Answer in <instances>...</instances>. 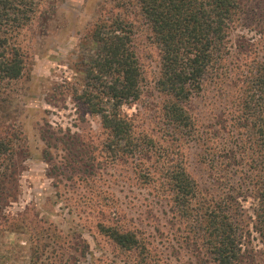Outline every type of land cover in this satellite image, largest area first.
<instances>
[{"label":"trees","instance_id":"obj_1","mask_svg":"<svg viewBox=\"0 0 264 264\" xmlns=\"http://www.w3.org/2000/svg\"><path fill=\"white\" fill-rule=\"evenodd\" d=\"M131 1L159 50L155 86L168 97L156 124L159 137L122 113L140 101L144 78L132 30L114 17L95 23L80 39L94 51L81 60L82 88L70 87L88 114L99 118L105 139L96 146L69 130H58L66 140L43 130L45 148L61 144L62 171L84 179L97 175L100 166L131 165L137 225L152 223L160 237L172 236L192 264H264V0ZM35 10V0H0L3 90L24 75L28 57L17 40ZM48 15L44 12L45 23ZM242 28L248 38L233 34ZM10 131L0 138V231L9 226V208L19 194L17 160L28 153L21 130ZM47 162L58 176L59 165L51 157ZM120 207L112 210L110 226L102 221L97 226L117 247L140 250L146 259L151 236L133 230L126 213L131 202ZM50 230H44L47 238Z\"/></svg>","mask_w":264,"mask_h":264},{"label":"rangeland","instance_id":"obj_2","mask_svg":"<svg viewBox=\"0 0 264 264\" xmlns=\"http://www.w3.org/2000/svg\"><path fill=\"white\" fill-rule=\"evenodd\" d=\"M120 1L35 0L34 20L20 32L18 45L28 59L22 79L8 89L0 88V138L11 135L10 129L15 132L20 129L28 153L17 160L19 194L17 202L9 208L12 219L9 226L0 231V264H48L47 258L50 264L193 262L176 241L172 242V236L165 233L160 237L152 231V223L150 227L137 225V202L133 197L138 190L131 185L134 183L131 165L114 162L110 167L100 166L97 175L84 179L82 174L62 171L66 152L61 144L48 149L40 138L39 132L48 130L66 140L58 130L62 134L69 130L80 140L92 141L96 146L105 139L99 118L88 114L70 87L82 88L81 60L86 62L94 51L92 43L82 44L80 39L91 32L95 23L114 17L129 24L132 30L133 48L144 78L140 101L124 107L122 113L139 128L156 130L155 136L159 137L156 124L162 104L168 99L155 86L160 72L159 50L134 1L124 4ZM44 12L49 14L46 23ZM32 31L38 34L32 35ZM233 34L247 38L250 35L243 28ZM205 89L212 91L210 85ZM194 101L201 103L199 99ZM92 156L101 163L98 152ZM50 157L56 167L59 165L58 176L47 162ZM121 175L130 178V183ZM129 202L134 207L126 213L132 217L133 230L142 229L151 236L146 239V259L141 258L140 250L127 252L117 247L97 226L99 221L103 227L110 226L112 210H120L121 204ZM49 226L51 237L47 238L44 230ZM38 249L39 252L44 249L43 255L34 260Z\"/></svg>","mask_w":264,"mask_h":264}]
</instances>
